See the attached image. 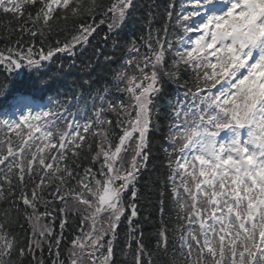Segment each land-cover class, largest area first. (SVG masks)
<instances>
[{
  "label": "snow or ice",
  "instance_id": "snow-or-ice-1",
  "mask_svg": "<svg viewBox=\"0 0 264 264\" xmlns=\"http://www.w3.org/2000/svg\"><path fill=\"white\" fill-rule=\"evenodd\" d=\"M134 7L0 0V14L24 20L15 44L0 50L8 74L0 81V202L9 205L0 215V264H46L45 246L50 264H116L125 220L121 252L130 264H264V0H183L171 33L173 5L155 32L150 10L110 81L51 95L57 55L74 57L101 31L105 45L120 48ZM59 21L64 31L71 21L70 39L50 43ZM181 69L194 78L181 82ZM165 78L177 86L166 102ZM164 109L168 171L149 248L137 183ZM166 214L178 233L171 253Z\"/></svg>",
  "mask_w": 264,
  "mask_h": 264
},
{
  "label": "trees",
  "instance_id": "trees-1",
  "mask_svg": "<svg viewBox=\"0 0 264 264\" xmlns=\"http://www.w3.org/2000/svg\"><path fill=\"white\" fill-rule=\"evenodd\" d=\"M109 0H104L107 4ZM183 0H135V7L129 17L127 24L121 32V46L118 49L112 47L111 41L105 45L102 41L103 31L96 38L92 39L86 47L76 49V55L70 57L64 54H58L57 58L51 65L49 69L50 75H55V80L52 84L50 93L55 96L57 90H61L64 93L63 98L70 95L74 90L78 91L79 86L83 84L85 80L96 81L93 87H103L108 81L111 80V71L117 68L121 63H123L124 58L127 56V51L125 45L131 41L134 37L139 38L141 35V20L146 17L151 10L153 13L152 28L153 32L156 29L162 28L163 23L166 19L165 9L168 5H173V21L172 27L170 28V33L175 30V15L181 11ZM35 14V9H30ZM27 13L25 14L26 19ZM24 20H18L13 18L11 14L3 15L0 14V50H4L6 47L14 45L15 41L20 37L19 25L23 24ZM67 31L65 29V22L59 21L54 27V31L51 37L50 43H54L55 40L59 39L63 41L65 38L70 39L69 33L72 29L71 21L67 22ZM106 30V29H105ZM144 34H147V30L144 29ZM97 48L102 52L101 55H97ZM143 51V49H141ZM105 56L112 58L113 63H106L104 60ZM63 64L64 68L57 73V65ZM71 65V67H70ZM168 65H171V59L168 60ZM1 68V67H0ZM8 74L0 69V81H2ZM11 79V77H8ZM194 78V74L191 69L184 70L181 69L180 80L181 82L185 80H190ZM165 96L163 100L166 102L169 98H174L177 92V86L167 81L165 78L164 83ZM59 91V92H61ZM115 95V90L113 89ZM168 110L160 112L159 117V128L154 129L150 134V150L151 159L147 170L141 172L140 178L137 183V188L140 191L139 199V217L138 223L142 226L145 243L149 248H154L155 237L154 233L158 230L161 225V217L159 213L158 201H159V191L160 183L167 175V168L165 167V152L164 145H166V137L168 133ZM170 192L165 197L166 208H170ZM9 208L7 203L0 202V215ZM43 210V209H41ZM14 215V213H13ZM164 222L169 226V253L172 251V245L176 239L178 233H174L172 229L175 227V217L174 215L169 218L166 214L164 217ZM57 233H59V223L56 222L55 225ZM15 231H20L17 227ZM127 231V221L125 220L120 225V238L116 244V264H130V257L128 261L125 260L124 255L121 252V247L123 246L124 236ZM73 233V225L69 224V227L65 230V237L70 238ZM133 247H135L133 245ZM63 251V246H62ZM39 258V254H38ZM43 258L46 264H50L49 253L47 251V246L43 252ZM28 264V261H25Z\"/></svg>",
  "mask_w": 264,
  "mask_h": 264
},
{
  "label": "rangeland",
  "instance_id": "rangeland-1",
  "mask_svg": "<svg viewBox=\"0 0 264 264\" xmlns=\"http://www.w3.org/2000/svg\"><path fill=\"white\" fill-rule=\"evenodd\" d=\"M99 166H97V168H98Z\"/></svg>",
  "mask_w": 264,
  "mask_h": 264
}]
</instances>
